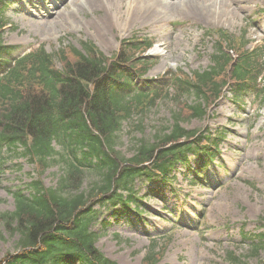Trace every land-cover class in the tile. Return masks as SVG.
<instances>
[{
  "label": "trees",
  "instance_id": "trees-1",
  "mask_svg": "<svg viewBox=\"0 0 264 264\" xmlns=\"http://www.w3.org/2000/svg\"><path fill=\"white\" fill-rule=\"evenodd\" d=\"M7 5L0 0V167L8 150L42 169L11 191L14 209L0 213V224L18 236L0 264H118L97 245L101 233L94 226L109 223L100 219L103 209L139 211L137 180L167 181L178 164H189V154L201 161L194 178L205 174L220 138L182 123L203 118L226 92L235 101L252 93L264 104V43L251 48L245 33L221 29L209 69L192 78L142 79L153 63L145 54L153 39H124L111 57L89 40L82 49L66 45L52 53L40 45L17 55L18 46L4 41ZM186 95L194 97L189 102ZM167 98L178 105L174 122L154 138L141 137L130 157L120 152L116 138L124 122ZM53 166L59 177L47 186L41 174ZM254 237L252 256L264 253V232ZM157 248H149L142 264L159 261ZM227 256V264H245L234 251Z\"/></svg>",
  "mask_w": 264,
  "mask_h": 264
},
{
  "label": "rangeland",
  "instance_id": "rangeland-1",
  "mask_svg": "<svg viewBox=\"0 0 264 264\" xmlns=\"http://www.w3.org/2000/svg\"><path fill=\"white\" fill-rule=\"evenodd\" d=\"M5 15L16 28H8L4 40L22 46L17 54L40 45L56 53L63 46L80 47L81 41L91 40L111 55L123 38L152 37V53L158 59L143 77L207 69L217 40L214 30L219 28L236 36L248 30L245 38L251 45L264 43V0H9ZM193 97L185 96L189 102ZM175 109V99H162L124 122L117 149L133 155L141 137L154 138L174 122ZM183 125L224 134L221 153L207 171L208 182H192L189 167L198 165L197 160L187 167L178 165L163 194L149 192L150 185L139 181L143 210L137 217L125 213L116 218L104 208L100 219L110 223L94 226L102 234L97 245L120 264H141L153 237L163 238L161 243L170 238L157 264H227L230 251L241 255L245 264L261 263L264 253L252 256L249 237L264 231V106L256 96L237 104L226 93L209 116ZM4 155L0 213L14 209L11 191L25 188L42 169L23 155L8 150ZM58 171V166L47 168L41 174L44 184L56 185ZM0 231L1 258L14 250L18 236L1 224ZM244 231L250 236L244 238Z\"/></svg>",
  "mask_w": 264,
  "mask_h": 264
}]
</instances>
